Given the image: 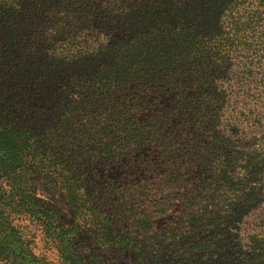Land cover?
<instances>
[{"label":"trees","instance_id":"16d2710c","mask_svg":"<svg viewBox=\"0 0 264 264\" xmlns=\"http://www.w3.org/2000/svg\"><path fill=\"white\" fill-rule=\"evenodd\" d=\"M234 103L264 130V0H0V264H231L215 249L241 245L234 207L264 203L254 148L227 211L204 195L245 176L205 137ZM156 171L192 188L165 230L142 209Z\"/></svg>","mask_w":264,"mask_h":264},{"label":"rangeland","instance_id":"374dc122","mask_svg":"<svg viewBox=\"0 0 264 264\" xmlns=\"http://www.w3.org/2000/svg\"><path fill=\"white\" fill-rule=\"evenodd\" d=\"M237 100L244 99H242L241 97ZM244 103H246V100ZM244 103H234V105L229 108L227 115L222 118V128L218 129V132L221 136L218 137L217 140H215L216 136L215 138H213V136L209 137V134L205 135L207 142L209 141V143L213 141L215 143L219 142L217 144L222 143L228 146L227 152L223 154V150L220 149V145H209L212 150L214 148L220 149L218 151V154L223 157V160L225 158L229 159V164L227 165L229 172L231 174H237V176L245 175L239 177V179H234L233 177V180L232 178H230L228 180L230 183L228 185H225L226 188L218 189V183H212L215 180L207 181V183H204V185L207 184V187L209 188L205 191L204 195L210 197L207 199H209L211 209L218 205L216 211H218L219 209L223 212L227 211L225 206L226 204H228L227 200L229 198H233L235 196L234 191L239 188L240 183L243 184L240 179L246 178V150L254 148V150L257 149L259 153H261L260 151H264V130L247 126L246 120L243 119L245 117L240 114L245 106ZM211 149L210 153L213 152ZM154 174L155 175H153L151 177V180L149 181L137 177L141 182L147 183L145 184V186L148 189L152 190L151 195L155 196L150 202L151 205H149V203L146 201L144 202V205H142V209L144 211L147 210L148 212H151L152 216L157 218V221L163 222V230H165V228L167 229L168 227L170 229L173 226L172 222H175L173 218H179L183 212V209H178L176 206L181 203L180 198L187 194L185 193L187 192L185 188H192L190 187V185H188V183L182 184L181 188H169V186L167 185H165L167 186V188H165L162 186L163 181L160 173L156 171ZM1 185L2 184L0 182V186ZM39 196L50 201H55L57 206L64 212L65 217L69 221L73 220L70 207L59 195L48 192L47 190L41 188L39 191ZM202 201L203 199L201 198L197 202L202 203ZM163 205L166 206V208L169 210V213H171L169 216L164 217V215H162L163 213H161V206ZM234 209L237 214L240 213L244 216L243 222L239 225L238 229L234 233L236 240L241 245L240 247H234L235 245L233 244V238L229 234H222L221 236L228 235L231 247L224 250L220 245L218 249H215V256L216 258H219L220 256H225V254L229 253L231 254V264H246V255L241 254H246V250L250 251L248 246H246V244H250V237L261 233L262 235H264V203L262 205H246V197L240 196V200L236 204ZM246 212H249L248 216H246ZM38 247L39 253L47 254L50 258L55 259V253L47 252L41 242H39Z\"/></svg>","mask_w":264,"mask_h":264}]
</instances>
